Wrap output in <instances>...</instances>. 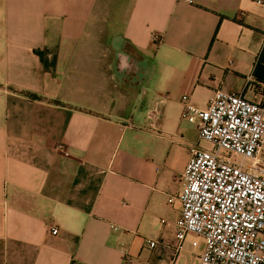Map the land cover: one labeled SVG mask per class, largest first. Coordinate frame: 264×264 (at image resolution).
Returning <instances> with one entry per match:
<instances>
[{
	"label": "crops",
	"instance_id": "0c3cea01",
	"mask_svg": "<svg viewBox=\"0 0 264 264\" xmlns=\"http://www.w3.org/2000/svg\"><path fill=\"white\" fill-rule=\"evenodd\" d=\"M117 41L144 66L138 83ZM263 48L253 0H0V264H168L200 143L182 96L264 105ZM203 250L187 234L180 264Z\"/></svg>",
	"mask_w": 264,
	"mask_h": 264
},
{
	"label": "built area",
	"instance_id": "2783aa9c",
	"mask_svg": "<svg viewBox=\"0 0 264 264\" xmlns=\"http://www.w3.org/2000/svg\"><path fill=\"white\" fill-rule=\"evenodd\" d=\"M182 102V119L194 124L199 140L212 147L190 149L178 196L177 241L168 264H180L189 233L204 241L198 264H264V163L256 158L264 146V105L223 89L215 90L204 108L188 95ZM150 115L159 118V108ZM59 150L68 154L63 145ZM146 242L151 248L157 244L152 238Z\"/></svg>",
	"mask_w": 264,
	"mask_h": 264
},
{
	"label": "flooded vegetation",
	"instance_id": "af4514ba",
	"mask_svg": "<svg viewBox=\"0 0 264 264\" xmlns=\"http://www.w3.org/2000/svg\"><path fill=\"white\" fill-rule=\"evenodd\" d=\"M124 51L128 56L127 59H119L118 64L122 72L121 74L131 82L138 83L143 78L142 74L145 70L144 66L139 61L138 57H136L135 53L126 50Z\"/></svg>",
	"mask_w": 264,
	"mask_h": 264
},
{
	"label": "trees",
	"instance_id": "16d2710c",
	"mask_svg": "<svg viewBox=\"0 0 264 264\" xmlns=\"http://www.w3.org/2000/svg\"><path fill=\"white\" fill-rule=\"evenodd\" d=\"M253 73L257 80H264V48L256 60Z\"/></svg>",
	"mask_w": 264,
	"mask_h": 264
},
{
	"label": "water",
	"instance_id": "95a60500",
	"mask_svg": "<svg viewBox=\"0 0 264 264\" xmlns=\"http://www.w3.org/2000/svg\"><path fill=\"white\" fill-rule=\"evenodd\" d=\"M115 49H116V56H117L118 59H120V60L127 59L128 55H126L125 52L123 51L122 45L119 44V41H117L115 43ZM120 56H122V57H120ZM145 66H146V68L148 67L147 64ZM146 74H147V72L144 71L143 74H142V77L144 78L146 76ZM143 78H142V80H143Z\"/></svg>",
	"mask_w": 264,
	"mask_h": 264
},
{
	"label": "rangeland",
	"instance_id": "374dc122",
	"mask_svg": "<svg viewBox=\"0 0 264 264\" xmlns=\"http://www.w3.org/2000/svg\"><path fill=\"white\" fill-rule=\"evenodd\" d=\"M197 147L203 148V149H211L212 144L210 142L201 140L200 143H199V145Z\"/></svg>",
	"mask_w": 264,
	"mask_h": 264
}]
</instances>
